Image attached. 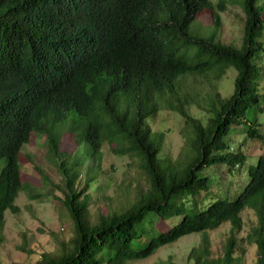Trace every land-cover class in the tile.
Returning <instances> with one entry per match:
<instances>
[{
	"label": "trees",
	"instance_id": "16d2710c",
	"mask_svg": "<svg viewBox=\"0 0 264 264\" xmlns=\"http://www.w3.org/2000/svg\"><path fill=\"white\" fill-rule=\"evenodd\" d=\"M241 7L243 43L235 47L217 38L224 2L0 0V232L6 213L20 212L21 152L42 136L64 183L62 207L74 237L37 264H131L225 224L232 236L224 258L210 259L205 240L190 259L238 264L235 234L243 229V214L253 211L264 229V95L255 82L264 66V1L241 0ZM204 12H212L214 27L206 37L192 31ZM231 71L234 93L225 98L220 84ZM191 77L205 79L207 91L186 86ZM195 107L198 118L190 113ZM167 111L191 132L184 164L163 162L166 136L149 125ZM62 128L92 162L89 171L102 173L104 147L113 146L116 155L137 163L149 182L146 191L125 210L93 216L90 191L98 175L88 173L81 185L77 155L61 152ZM237 134L262 145L248 184L236 199L200 209L197 200L218 165L233 172L247 164ZM174 216L183 219L171 226ZM256 243V264H264V243Z\"/></svg>",
	"mask_w": 264,
	"mask_h": 264
},
{
	"label": "rangeland",
	"instance_id": "374dc122",
	"mask_svg": "<svg viewBox=\"0 0 264 264\" xmlns=\"http://www.w3.org/2000/svg\"><path fill=\"white\" fill-rule=\"evenodd\" d=\"M217 6L224 2L225 12L221 14L222 28L217 38L225 45L241 47L243 43V28L245 16L241 7V0H211ZM264 1V0H263ZM212 12L202 13L192 31L195 35L206 37L212 34ZM264 42V33H263ZM233 71L220 84V92L228 98L234 93ZM256 86L264 95V66L257 71ZM191 89L198 88L201 92L207 91L205 79L191 77L185 81ZM194 117H200L198 109L191 108ZM261 133L264 135V113L259 118ZM155 133H164L166 140L161 158L163 162L184 164L189 154L190 129L184 120L172 112H164L149 122ZM248 129V126H246ZM61 133V152L77 155L80 163L79 172L82 175L81 185L85 176H97L90 193L94 203L90 211L94 214L109 215L116 211L125 210L134 202L136 196L148 188L149 182L137 170V163L128 157L115 154V147L105 145L102 173L89 171L92 162L83 160L72 135L66 129ZM235 145L247 156V164L240 170L229 172L221 164L210 175V185L206 194L199 197L198 206L204 209L213 202L221 199L231 201L236 199L243 188L248 184V169L256 166L258 157L262 153V145L256 139L251 141L247 136L237 134ZM244 142V144H243ZM21 177L24 190L20 193L16 205L18 214L6 213V224L0 232V264H37L45 254L56 255L63 244H68L74 237V227L71 219L62 207L65 193L64 183L59 170L50 158L45 137L35 136L31 144L24 147L20 156ZM2 166L0 167V171ZM94 174H93V173ZM190 207L194 208L193 199ZM183 216H174L171 226L181 221ZM160 228V226H159ZM168 226L162 228L166 231ZM232 236V226L223 225L215 232L206 236L195 234L180 240L178 243L159 250L152 258L131 264H194L190 255L194 250L202 247L206 240L209 247L210 259L221 261L225 255L226 245ZM235 259L238 264H256L259 257L257 241L264 243V229H260L255 213L247 210L243 214V229L235 234Z\"/></svg>",
	"mask_w": 264,
	"mask_h": 264
}]
</instances>
